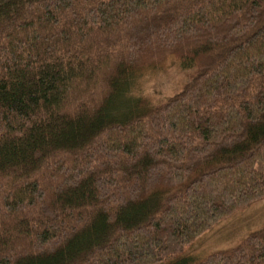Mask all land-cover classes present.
I'll use <instances>...</instances> for the list:
<instances>
[{"label": "trees", "instance_id": "trees-1", "mask_svg": "<svg viewBox=\"0 0 264 264\" xmlns=\"http://www.w3.org/2000/svg\"><path fill=\"white\" fill-rule=\"evenodd\" d=\"M263 199L264 0H0V264H264L182 259Z\"/></svg>", "mask_w": 264, "mask_h": 264}, {"label": "rangeland", "instance_id": "rangeland-1", "mask_svg": "<svg viewBox=\"0 0 264 264\" xmlns=\"http://www.w3.org/2000/svg\"><path fill=\"white\" fill-rule=\"evenodd\" d=\"M132 88V96L144 97L152 104H160L185 86L189 74L173 60L160 68L140 73ZM264 226V199L222 221L197 238L182 259H205L211 254L237 246L248 234Z\"/></svg>", "mask_w": 264, "mask_h": 264}]
</instances>
